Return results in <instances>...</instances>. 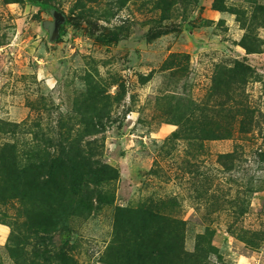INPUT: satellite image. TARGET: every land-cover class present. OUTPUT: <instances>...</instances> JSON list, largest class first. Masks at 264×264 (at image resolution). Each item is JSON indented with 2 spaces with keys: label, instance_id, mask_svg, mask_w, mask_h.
I'll return each mask as SVG.
<instances>
[{
  "label": "rangeland",
  "instance_id": "rangeland-1",
  "mask_svg": "<svg viewBox=\"0 0 264 264\" xmlns=\"http://www.w3.org/2000/svg\"><path fill=\"white\" fill-rule=\"evenodd\" d=\"M65 262L264 264V0H0V264Z\"/></svg>",
  "mask_w": 264,
  "mask_h": 264
},
{
  "label": "trees",
  "instance_id": "trees-1",
  "mask_svg": "<svg viewBox=\"0 0 264 264\" xmlns=\"http://www.w3.org/2000/svg\"><path fill=\"white\" fill-rule=\"evenodd\" d=\"M46 8H50V6H47L46 5ZM88 26H91V28L88 30V36L93 38L95 41L99 42V43H102V44H110V43H113V42H118L121 40V36L116 33V32H111V31H107L105 30L102 26H100L98 23L96 22H93L91 20L87 21L86 23ZM243 124V122H241ZM216 139H219V137L217 136ZM70 162V159L69 160H63L61 161V165L62 164H67ZM23 182L21 183H26L27 181L26 180H22ZM28 184V182H27ZM201 248H197V251H196V254H195V258L196 260L198 259H206L207 257V253L204 254L202 251ZM64 264H68V263H64Z\"/></svg>",
  "mask_w": 264,
  "mask_h": 264
},
{
  "label": "water",
  "instance_id": "water-1",
  "mask_svg": "<svg viewBox=\"0 0 264 264\" xmlns=\"http://www.w3.org/2000/svg\"><path fill=\"white\" fill-rule=\"evenodd\" d=\"M61 21H64V18L63 17L61 18Z\"/></svg>",
  "mask_w": 264,
  "mask_h": 264
}]
</instances>
